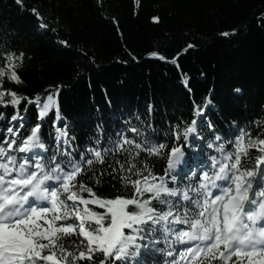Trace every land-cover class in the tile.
Wrapping results in <instances>:
<instances>
[{"label": "snow or ice", "instance_id": "snow-or-ice-1", "mask_svg": "<svg viewBox=\"0 0 264 264\" xmlns=\"http://www.w3.org/2000/svg\"><path fill=\"white\" fill-rule=\"evenodd\" d=\"M30 11L55 33L37 8ZM195 48L189 42L170 62L179 68L178 57ZM148 55L169 62L158 51ZM24 56L0 43V108L12 110L0 112V264H264V121L222 128L208 114L209 96L168 131L137 117L139 126L124 121L111 134L97 124L80 144L61 115L59 86L32 97L6 87L23 83ZM153 111L147 105L148 117ZM49 119L52 131L44 132ZM149 157L163 159V168L155 171ZM105 176L125 191L98 195L92 185Z\"/></svg>", "mask_w": 264, "mask_h": 264}, {"label": "trees", "instance_id": "trees-1", "mask_svg": "<svg viewBox=\"0 0 264 264\" xmlns=\"http://www.w3.org/2000/svg\"><path fill=\"white\" fill-rule=\"evenodd\" d=\"M33 7L55 33L40 27ZM261 13L264 0H140L138 5L136 0H104L103 8L97 0H24L23 7L0 0V43L25 54L19 69L23 83L6 87L32 97L59 86L61 115L74 126L70 135L80 144L96 135L97 124L111 134L124 121L139 126L137 117L168 131L169 122L190 121L193 103L202 105L209 96L208 114L218 126L228 127L230 121L251 126L254 120L264 121ZM157 15L160 22H152ZM233 28L239 29L235 36L220 35ZM60 40H68L69 47ZM189 42L196 48L178 57L177 68L171 58ZM154 50L169 62L150 57ZM149 104L154 107L151 117ZM29 115L34 122V108L29 107ZM4 126L0 120V128ZM43 130L52 131L50 119ZM258 131L253 127L252 135ZM163 142L173 144L171 138ZM148 160L155 171L165 164L160 158ZM84 181L89 182L87 176ZM92 186L104 196L125 191L108 176Z\"/></svg>", "mask_w": 264, "mask_h": 264}]
</instances>
